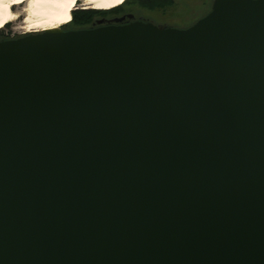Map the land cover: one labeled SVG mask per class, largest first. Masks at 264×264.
I'll list each match as a JSON object with an SVG mask.
<instances>
[{
	"label": "water",
	"instance_id": "obj_1",
	"mask_svg": "<svg viewBox=\"0 0 264 264\" xmlns=\"http://www.w3.org/2000/svg\"><path fill=\"white\" fill-rule=\"evenodd\" d=\"M120 21L0 38V264H264V0Z\"/></svg>",
	"mask_w": 264,
	"mask_h": 264
},
{
	"label": "rangeland",
	"instance_id": "obj_2",
	"mask_svg": "<svg viewBox=\"0 0 264 264\" xmlns=\"http://www.w3.org/2000/svg\"><path fill=\"white\" fill-rule=\"evenodd\" d=\"M212 1L213 0H128L126 2L124 1V3L122 2L123 4L120 3L121 5H119L124 6L128 4V9H130L136 17L150 19L160 25L182 28L191 25L196 20L204 16L207 12H209ZM76 3L78 5L73 10L86 9L93 11V8H84L86 6L82 5V2L78 1ZM94 11L102 12V10ZM8 14L9 18L7 23L3 26V28H1V30L6 31L4 37H17L22 35L23 33L21 30L24 31V25L19 8L11 7L8 10ZM90 23L91 22L86 25L90 26ZM64 26H67V29H76L85 25H77L71 19L69 20L68 24Z\"/></svg>",
	"mask_w": 264,
	"mask_h": 264
},
{
	"label": "bare ground",
	"instance_id": "obj_3",
	"mask_svg": "<svg viewBox=\"0 0 264 264\" xmlns=\"http://www.w3.org/2000/svg\"><path fill=\"white\" fill-rule=\"evenodd\" d=\"M78 1L86 7L100 10L109 9L128 0H23V3L12 7L19 8L24 32H33L66 25L70 20L69 12L78 5ZM8 18L7 11L3 14L4 22L0 24V29L7 23Z\"/></svg>",
	"mask_w": 264,
	"mask_h": 264
},
{
	"label": "flooded vegetation",
	"instance_id": "obj_4",
	"mask_svg": "<svg viewBox=\"0 0 264 264\" xmlns=\"http://www.w3.org/2000/svg\"><path fill=\"white\" fill-rule=\"evenodd\" d=\"M126 2V1H125ZM124 3V2H123ZM122 3V4H123ZM121 5V4H120ZM118 5V6H120ZM128 4L124 5V6H116V8H113L112 10L110 11H102V12H98L96 13L92 19L89 21L91 22L90 23V26L92 25H97L98 24V21H102V24H106V23H112V21L116 18H121V21L119 23H122V24H125V23H128V22H131L133 20H143V21H151L153 22L152 20L150 19H146V18H143V17H136L130 9H128ZM83 8V7H82ZM84 8H89V7H84ZM21 19V17H20ZM154 24H157L155 22H153ZM157 25H160V24H157ZM162 26V25H161ZM21 27V26H20ZM89 27V26H88ZM63 30H67V26H63L62 27ZM6 32V31H5ZM22 33H26L24 32L23 30H21Z\"/></svg>",
	"mask_w": 264,
	"mask_h": 264
},
{
	"label": "trees",
	"instance_id": "obj_5",
	"mask_svg": "<svg viewBox=\"0 0 264 264\" xmlns=\"http://www.w3.org/2000/svg\"><path fill=\"white\" fill-rule=\"evenodd\" d=\"M148 1H150V0H148ZM116 6L111 7L109 9H100V10H102V11L103 10H110V9L116 8ZM94 10H96V9H93V11L86 10V9H76L73 11L71 10L72 13L69 12V15L71 13L70 20L72 19V21H74L77 25H80V24L85 25V26H82L79 28L88 27L86 24H88L89 21L92 19V17L96 13H98V11H94ZM4 35H5V31L0 29V38H9V37H4Z\"/></svg>",
	"mask_w": 264,
	"mask_h": 264
},
{
	"label": "snow or ice",
	"instance_id": "obj_6",
	"mask_svg": "<svg viewBox=\"0 0 264 264\" xmlns=\"http://www.w3.org/2000/svg\"><path fill=\"white\" fill-rule=\"evenodd\" d=\"M20 3H23V0H0V24L4 22L3 14L7 12L12 6Z\"/></svg>",
	"mask_w": 264,
	"mask_h": 264
}]
</instances>
